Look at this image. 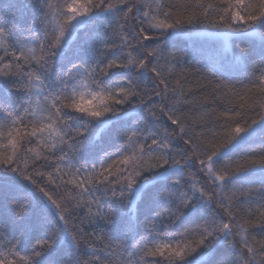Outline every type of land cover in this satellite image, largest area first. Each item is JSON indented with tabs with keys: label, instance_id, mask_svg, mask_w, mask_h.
<instances>
[{
	"label": "snow or ice",
	"instance_id": "6c2138e0",
	"mask_svg": "<svg viewBox=\"0 0 264 264\" xmlns=\"http://www.w3.org/2000/svg\"><path fill=\"white\" fill-rule=\"evenodd\" d=\"M0 264H264V0H0Z\"/></svg>",
	"mask_w": 264,
	"mask_h": 264
},
{
	"label": "trees",
	"instance_id": "16d2710c",
	"mask_svg": "<svg viewBox=\"0 0 264 264\" xmlns=\"http://www.w3.org/2000/svg\"><path fill=\"white\" fill-rule=\"evenodd\" d=\"M199 28V25L194 26L193 30H197ZM197 44L199 43H204L206 47H212L213 46V42L211 41V39L207 36H202L201 37H197L195 38ZM177 46L178 47H187L188 49H191L193 47V41L192 40H188L184 37L178 38L177 41ZM240 47H244L243 44H240ZM235 51H239V48H236ZM191 59V57H190ZM186 67L189 69V81H191L190 83H185V87L186 88H191L194 92V96L192 97V99H199L202 97L203 93L200 92L198 89L200 87L199 82H198V78L194 75L191 74V69L194 67V61L192 65H186ZM177 72H179V68H177ZM177 77H173L171 83H175L176 82ZM197 113L193 112L192 115H196ZM235 159V157H234ZM86 251L89 254H95L96 249L95 248H87ZM194 258V257H193Z\"/></svg>",
	"mask_w": 264,
	"mask_h": 264
},
{
	"label": "rangeland",
	"instance_id": "374dc122",
	"mask_svg": "<svg viewBox=\"0 0 264 264\" xmlns=\"http://www.w3.org/2000/svg\"><path fill=\"white\" fill-rule=\"evenodd\" d=\"M201 37V36H200ZM202 38H203V36H202Z\"/></svg>",
	"mask_w": 264,
	"mask_h": 264
}]
</instances>
